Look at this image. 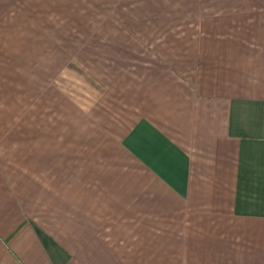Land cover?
I'll use <instances>...</instances> for the list:
<instances>
[{
  "label": "crops",
  "instance_id": "0c3cea01",
  "mask_svg": "<svg viewBox=\"0 0 264 264\" xmlns=\"http://www.w3.org/2000/svg\"><path fill=\"white\" fill-rule=\"evenodd\" d=\"M0 264H264V0H0Z\"/></svg>",
  "mask_w": 264,
  "mask_h": 264
},
{
  "label": "rangeland",
  "instance_id": "374dc122",
  "mask_svg": "<svg viewBox=\"0 0 264 264\" xmlns=\"http://www.w3.org/2000/svg\"><path fill=\"white\" fill-rule=\"evenodd\" d=\"M70 59H71V64L73 66H77L79 57L78 56H71Z\"/></svg>",
  "mask_w": 264,
  "mask_h": 264
}]
</instances>
